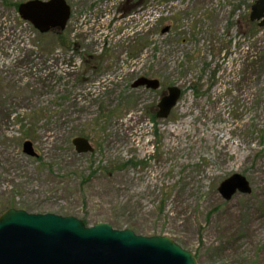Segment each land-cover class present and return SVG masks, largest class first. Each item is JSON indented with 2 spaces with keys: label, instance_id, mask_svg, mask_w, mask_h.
<instances>
[{
  "label": "rangeland",
  "instance_id": "rangeland-1",
  "mask_svg": "<svg viewBox=\"0 0 264 264\" xmlns=\"http://www.w3.org/2000/svg\"><path fill=\"white\" fill-rule=\"evenodd\" d=\"M28 1L0 0V215L49 213L167 237L197 264H264L255 0H146L125 17V0H66L71 23L60 38L19 17ZM140 77L161 88L132 89ZM171 86L179 101L157 119ZM76 137L93 152L78 155ZM25 141L37 157L23 153ZM233 175L250 191L225 201L218 188Z\"/></svg>",
  "mask_w": 264,
  "mask_h": 264
},
{
  "label": "water",
  "instance_id": "water-1",
  "mask_svg": "<svg viewBox=\"0 0 264 264\" xmlns=\"http://www.w3.org/2000/svg\"><path fill=\"white\" fill-rule=\"evenodd\" d=\"M19 17L40 34L62 32L70 17L65 0H31L18 6ZM249 21L264 32V0H255ZM167 29L162 30L165 33ZM131 88L158 90L156 79L140 77ZM181 91L168 87L157 104V119H166L176 107ZM77 154L93 151L82 137L72 140ZM23 153L36 157L32 144L25 141ZM249 184L240 175L223 181L218 192L225 201L236 193H249ZM0 264H197L193 254L167 237H143L130 230H115L99 223L86 226L82 221L55 214H29L8 209L0 215Z\"/></svg>",
  "mask_w": 264,
  "mask_h": 264
},
{
  "label": "flooded vegetation",
  "instance_id": "flooded-vegetation-1",
  "mask_svg": "<svg viewBox=\"0 0 264 264\" xmlns=\"http://www.w3.org/2000/svg\"><path fill=\"white\" fill-rule=\"evenodd\" d=\"M39 1H48V0H39ZM146 0H125V2L123 3V5H121V7L120 8H118V11L120 12V13H122L123 15H124V17L127 15V14H131V13H133L136 9H139V10H141V4L143 3V2H145ZM67 2V1H66ZM68 4V3H67ZM70 7V6H69ZM71 9V8H70ZM144 10H145V8H144ZM140 12H142V10L141 11H139V13ZM71 16H72V14L70 15V18H69V20H68V22H67V25H66V27H65V29L68 27V25L71 23ZM64 29V30H65ZM165 29H167V31H169V29H170V27L168 26V27H166ZM48 34H50V35H53V36H56V35H58L55 31H53V32H49ZM166 94V91H165V93H164V95ZM82 138H84V137H82ZM91 144V143H90ZM74 148V147H73ZM74 151H75V149H74ZM37 154V153H36Z\"/></svg>",
  "mask_w": 264,
  "mask_h": 264
},
{
  "label": "trees",
  "instance_id": "trees-1",
  "mask_svg": "<svg viewBox=\"0 0 264 264\" xmlns=\"http://www.w3.org/2000/svg\"><path fill=\"white\" fill-rule=\"evenodd\" d=\"M61 35H62V34L60 33L59 35H56V37L58 36V37L60 38ZM132 165H135V164H133L132 160H129V161H127L125 164H123V165L121 166V168H127V167L132 166ZM102 169H103V168H102ZM104 170L106 171L107 168H104ZM111 170H114V168L111 169Z\"/></svg>",
  "mask_w": 264,
  "mask_h": 264
}]
</instances>
